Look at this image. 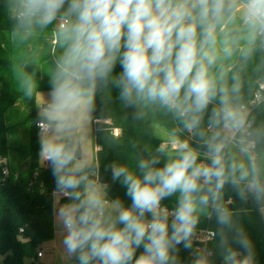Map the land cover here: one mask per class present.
<instances>
[{
  "label": "clouds",
  "instance_id": "obj_1",
  "mask_svg": "<svg viewBox=\"0 0 264 264\" xmlns=\"http://www.w3.org/2000/svg\"><path fill=\"white\" fill-rule=\"evenodd\" d=\"M0 11L16 49L57 41L48 63L27 51L9 63L16 91L41 100L38 157L71 264H259L244 219L264 223V0H0ZM113 92L134 121L169 117L182 145L105 165L130 203L79 151L82 114Z\"/></svg>",
  "mask_w": 264,
  "mask_h": 264
},
{
  "label": "trees",
  "instance_id": "obj_2",
  "mask_svg": "<svg viewBox=\"0 0 264 264\" xmlns=\"http://www.w3.org/2000/svg\"><path fill=\"white\" fill-rule=\"evenodd\" d=\"M19 51H27L42 63H48L57 53L58 46L55 38L42 36L37 41L16 49L8 41L7 22L0 11V264H24L26 255L39 257V243L51 239L55 233L52 211L54 184L50 170L40 163L38 157L36 98L35 101L26 99L16 91L10 71L9 61L14 60ZM38 79L41 91L47 90L46 77L39 75ZM19 108L27 111V154L22 149L12 148L9 141L11 129L16 126L9 121L16 119ZM130 112L131 110L121 108L113 92L110 103L105 104L97 98L95 111L91 115L96 148L93 163L98 169L99 177L111 185L112 196H120L126 203L130 201L124 197V189L119 184H112L110 172L105 171V165L117 160L131 161L145 147L172 149L168 141L157 136V125L164 127L180 141L179 134H172L174 124L169 117L149 112L143 120L134 121ZM111 133L122 139L114 141ZM172 202L170 200L166 203L171 206ZM235 206H240L238 200ZM244 224L255 243L259 264H264V223L253 211L244 219ZM200 227L206 230L215 225L203 220ZM181 257L186 260L188 254L181 251Z\"/></svg>",
  "mask_w": 264,
  "mask_h": 264
},
{
  "label": "rangeland",
  "instance_id": "obj_3",
  "mask_svg": "<svg viewBox=\"0 0 264 264\" xmlns=\"http://www.w3.org/2000/svg\"><path fill=\"white\" fill-rule=\"evenodd\" d=\"M47 92V90H42ZM41 102L40 97H36V109L37 105ZM37 112V110H36ZM27 111L23 108H19L16 119L9 121L11 124H16L11 129L10 133V146L12 148L22 149L24 154L29 151V123L26 121ZM94 124L92 117L85 114L81 116V127H80V140L79 145L83 159L88 163H93L95 160V145L93 140ZM157 136L168 141L172 149L181 147V142L176 140L164 127L157 125L156 128ZM63 203V202H61ZM38 251L43 254V257H33L26 255L24 258V264H71L63 254V248L61 245V233L55 223V233L51 239L44 240L39 243Z\"/></svg>",
  "mask_w": 264,
  "mask_h": 264
},
{
  "label": "built area",
  "instance_id": "obj_4",
  "mask_svg": "<svg viewBox=\"0 0 264 264\" xmlns=\"http://www.w3.org/2000/svg\"><path fill=\"white\" fill-rule=\"evenodd\" d=\"M204 235H207V233L205 232ZM38 256L41 257L42 253H39Z\"/></svg>",
  "mask_w": 264,
  "mask_h": 264
},
{
  "label": "water",
  "instance_id": "obj_5",
  "mask_svg": "<svg viewBox=\"0 0 264 264\" xmlns=\"http://www.w3.org/2000/svg\"><path fill=\"white\" fill-rule=\"evenodd\" d=\"M79 151L81 152V149H80V147H79Z\"/></svg>",
  "mask_w": 264,
  "mask_h": 264
},
{
  "label": "crops",
  "instance_id": "obj_6",
  "mask_svg": "<svg viewBox=\"0 0 264 264\" xmlns=\"http://www.w3.org/2000/svg\"><path fill=\"white\" fill-rule=\"evenodd\" d=\"M41 257H43V254H42V256Z\"/></svg>",
  "mask_w": 264,
  "mask_h": 264
}]
</instances>
